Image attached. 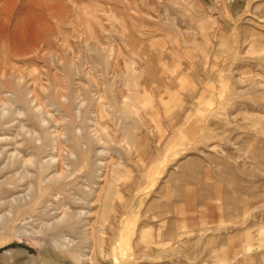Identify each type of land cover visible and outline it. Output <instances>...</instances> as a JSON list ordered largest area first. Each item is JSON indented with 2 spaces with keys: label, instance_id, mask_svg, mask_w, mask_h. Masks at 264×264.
<instances>
[{
  "label": "rangeland",
  "instance_id": "rangeland-1",
  "mask_svg": "<svg viewBox=\"0 0 264 264\" xmlns=\"http://www.w3.org/2000/svg\"><path fill=\"white\" fill-rule=\"evenodd\" d=\"M0 264H264V0H0Z\"/></svg>",
  "mask_w": 264,
  "mask_h": 264
},
{
  "label": "bare ground",
  "instance_id": "bare-ground-1",
  "mask_svg": "<svg viewBox=\"0 0 264 264\" xmlns=\"http://www.w3.org/2000/svg\"><path fill=\"white\" fill-rule=\"evenodd\" d=\"M57 149V148H56Z\"/></svg>",
  "mask_w": 264,
  "mask_h": 264
}]
</instances>
